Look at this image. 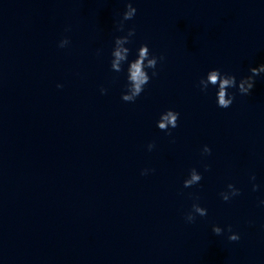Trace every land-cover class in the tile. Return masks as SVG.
<instances>
[{"label":"clouds","instance_id":"clouds-1","mask_svg":"<svg viewBox=\"0 0 264 264\" xmlns=\"http://www.w3.org/2000/svg\"><path fill=\"white\" fill-rule=\"evenodd\" d=\"M137 9L133 6L131 0H128L125 6V11L122 14V18L117 26V31H125V21L133 20L136 16ZM135 36V28H128L125 35L117 36L114 39V46L111 52V70L120 73L123 71V64L128 62L127 68V85L126 92L122 94V100L125 102H135L137 97L141 95L144 91L145 86L150 82L151 77L149 76L146 69H152V76L158 75L156 71L158 61L164 59L163 56L157 57L150 54L149 47L147 44H142L137 50V57L133 61H128V56L130 49L125 45L131 43V37ZM70 43L67 37L59 41L58 47L64 48ZM249 75L244 76L237 80L236 76L229 73H222L220 69L209 70L206 74V78H201L198 83V87L202 92H207L209 86H214L217 88L216 92V102L217 106L222 109L229 108L234 100L235 94L229 93L228 89L236 88L241 95H250L252 89L256 83V77L264 74V64L258 67H251L249 69ZM57 87H63L62 85H57ZM107 90L101 88V93L106 94ZM179 113L174 110H166L160 115V119L157 121V127L171 135L169 131L170 128L178 127ZM154 144H149L148 149L151 151ZM212 149L208 145H204L202 148V155H211ZM208 170V166L205 165V171ZM148 169L141 172V175H147ZM202 174L198 172L195 168H192L189 172L188 178L183 182L185 188L192 187L199 184L202 180ZM251 180H255V175L250 177ZM259 185L253 184L252 190L257 191ZM240 195V190L235 187V185L229 183L227 185V191L220 193L222 200L229 201L232 197ZM264 204V200L261 201ZM204 217L207 215V209L201 207L198 203H193L191 211L186 213L185 220L189 223L195 222L196 216ZM212 231L215 235L219 236L223 233V229L219 226L214 225ZM228 232L230 235L228 239L230 241H238L240 239L239 234L233 233L231 226L228 227Z\"/></svg>","mask_w":264,"mask_h":264}]
</instances>
